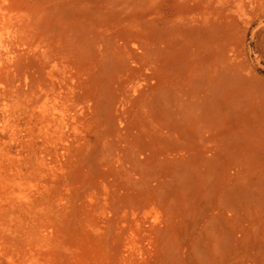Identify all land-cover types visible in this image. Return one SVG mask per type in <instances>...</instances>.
<instances>
[{
  "label": "rangeland",
  "instance_id": "obj_1",
  "mask_svg": "<svg viewBox=\"0 0 264 264\" xmlns=\"http://www.w3.org/2000/svg\"><path fill=\"white\" fill-rule=\"evenodd\" d=\"M0 264H264V0H0Z\"/></svg>",
  "mask_w": 264,
  "mask_h": 264
},
{
  "label": "bare ground",
  "instance_id": "obj_2",
  "mask_svg": "<svg viewBox=\"0 0 264 264\" xmlns=\"http://www.w3.org/2000/svg\"><path fill=\"white\" fill-rule=\"evenodd\" d=\"M120 41V40H119ZM121 48V47H120ZM132 54V53H131ZM107 59L110 61V62H112V64H113V70H115L117 67H122L121 66V63H120V59H119V57H118V55H116L115 53H109V54H107ZM132 60V59H131ZM117 70V69H116ZM121 72H123L122 70H121ZM132 74V73H131ZM129 75V74H128ZM131 77V76H130ZM131 80V86H132V88H135L136 86H137V81H135V79H132V77L130 78ZM143 79V78H142ZM116 80V79H115ZM124 80V79H123ZM117 81V80H116ZM117 83V82H116ZM115 86H117V85H115ZM119 86V85H118ZM121 86V85H120ZM129 86V85H128ZM122 87V86H121ZM124 87H126V86H124ZM119 88V87H118ZM128 88V87H127ZM114 89H116V87L114 88ZM127 90V89H126ZM115 91V90H114ZM118 91V90H117ZM123 91V90H122ZM116 94H118L117 92H116ZM124 94V93H123ZM122 94V95H123ZM126 96V95H125ZM114 97V96H113ZM119 98V97H118ZM146 99V98H145ZM144 100V99H143ZM114 101V100H113ZM145 101V100H144ZM166 101H167V98H166ZM146 102V101H145ZM178 115V114H177Z\"/></svg>",
  "mask_w": 264,
  "mask_h": 264
}]
</instances>
